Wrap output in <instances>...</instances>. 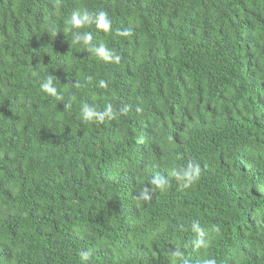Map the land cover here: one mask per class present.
<instances>
[{
    "label": "trees",
    "instance_id": "trees-1",
    "mask_svg": "<svg viewBox=\"0 0 264 264\" xmlns=\"http://www.w3.org/2000/svg\"><path fill=\"white\" fill-rule=\"evenodd\" d=\"M0 264H264V0H0Z\"/></svg>",
    "mask_w": 264,
    "mask_h": 264
}]
</instances>
